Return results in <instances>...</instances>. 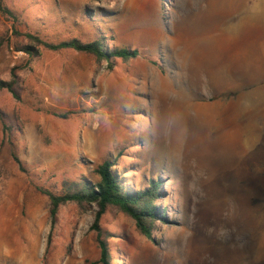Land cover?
Masks as SVG:
<instances>
[{
  "label": "rangeland",
  "instance_id": "1",
  "mask_svg": "<svg viewBox=\"0 0 264 264\" xmlns=\"http://www.w3.org/2000/svg\"><path fill=\"white\" fill-rule=\"evenodd\" d=\"M5 1L20 23L0 13V81L13 83L19 99L0 91L12 126L4 135L0 119V264H99L91 232L98 208L69 204L52 230L50 200L38 188L60 194L69 183L97 179L105 162L133 190L155 182L160 210L149 240L109 209L101 227L111 264H264V130L250 122L259 106L264 112V85L243 101L186 85L174 69V0ZM240 17L250 30L254 12ZM238 25L231 11L230 31ZM15 31L53 44L105 38L140 56L112 70L92 56L42 46H33V58L18 52L32 44ZM246 59L243 71H254ZM64 114L71 115L55 116Z\"/></svg>",
  "mask_w": 264,
  "mask_h": 264
},
{
  "label": "crops",
  "instance_id": "2",
  "mask_svg": "<svg viewBox=\"0 0 264 264\" xmlns=\"http://www.w3.org/2000/svg\"><path fill=\"white\" fill-rule=\"evenodd\" d=\"M227 3L229 9L226 8ZM237 3V7L230 9L229 0H174L172 50L174 69L181 80H188L186 85H195L201 92L205 88L214 96L237 94L239 101H243L247 98L245 95L254 94L264 85V0H237ZM247 9H251L255 16L250 30L246 18L240 17ZM231 11L237 13L239 21L238 28L233 31H230ZM200 20L205 22L202 24ZM196 23L200 26L193 32ZM194 33H202L208 38L203 43L198 42L192 38ZM178 36L181 37L180 42L177 41ZM236 37L239 38L238 45L232 43ZM231 51L239 53L237 59L230 60ZM241 52H245L246 57L251 55L254 71H243L247 59L242 58ZM209 61H212V67L208 65ZM230 61L239 63L237 70L225 64ZM223 69L226 74H215ZM240 70L241 76L238 75ZM231 72L237 75L228 74ZM249 78L254 82L247 85ZM250 122H254L259 131L264 130V112L261 114L260 106ZM247 123L245 119L244 124Z\"/></svg>",
  "mask_w": 264,
  "mask_h": 264
},
{
  "label": "trees",
  "instance_id": "3",
  "mask_svg": "<svg viewBox=\"0 0 264 264\" xmlns=\"http://www.w3.org/2000/svg\"><path fill=\"white\" fill-rule=\"evenodd\" d=\"M0 13L14 24L20 23L18 13L12 10L6 4L5 0H0ZM14 33L16 36L25 37L32 44V46L18 48V52H24L33 58H37L38 54L33 46H42L44 49L51 52L73 51L92 56L99 63L106 62L109 70H112L118 61L129 62L136 60L140 56L137 50L116 46L112 47L106 42L105 38L96 39L91 42L72 39L53 44L42 40L36 35H21L18 31ZM3 42L0 43V47L3 46ZM14 73L13 71L12 76L15 77ZM3 90H8L16 99H19V96L14 91L13 83L0 81V91ZM225 96L226 95H224L223 98ZM70 115L71 114L55 116L67 120ZM0 119L3 125V133L7 135L9 131H12V126L8 123L9 118L0 111ZM13 158L20 169L24 171L22 163L14 153ZM113 167L114 165H112L111 162H105L97 171V179L90 178L85 179L83 182L69 183L60 194L38 188L39 192L47 196L50 200L49 217L51 219L52 230L56 228L57 218L61 208L69 204L78 205L84 210H87L89 206L93 205L98 208L91 232L95 235V242L100 251L99 264H111L113 258L108 247L107 233L101 227L102 219L109 209H116L131 218L136 223L139 232L149 240H153V229L160 218V210H158L154 204V200L156 196H158V189L155 182H152V189L144 190V188H142V190H133V188L128 187L129 185L126 183L125 179L117 175L118 172ZM51 244L52 233L49 237L48 246L50 247Z\"/></svg>",
  "mask_w": 264,
  "mask_h": 264
}]
</instances>
